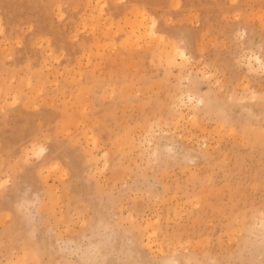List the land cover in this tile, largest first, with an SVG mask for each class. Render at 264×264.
<instances>
[{"label": "rangeland", "instance_id": "obj_1", "mask_svg": "<svg viewBox=\"0 0 264 264\" xmlns=\"http://www.w3.org/2000/svg\"><path fill=\"white\" fill-rule=\"evenodd\" d=\"M0 264H264V0H0Z\"/></svg>", "mask_w": 264, "mask_h": 264}, {"label": "bare ground", "instance_id": "obj_2", "mask_svg": "<svg viewBox=\"0 0 264 264\" xmlns=\"http://www.w3.org/2000/svg\"><path fill=\"white\" fill-rule=\"evenodd\" d=\"M143 21H144V20H143ZM143 23H144V22H143ZM148 33H150V35L152 34V36H153V34H155V33H154V30L152 29V24L150 25V29H149ZM178 55H179V58L182 59V60H185L186 57H187L183 50H178ZM168 56H169V55H168ZM171 58H172V57H171ZM171 58H168L169 62H174V60L171 59ZM188 98L191 99V97H188ZM191 100H192V99H191Z\"/></svg>", "mask_w": 264, "mask_h": 264}]
</instances>
